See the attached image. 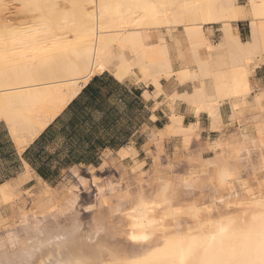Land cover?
I'll list each match as a JSON object with an SVG mask.
<instances>
[{
  "label": "bare ground",
  "instance_id": "6f19581e",
  "mask_svg": "<svg viewBox=\"0 0 264 264\" xmlns=\"http://www.w3.org/2000/svg\"><path fill=\"white\" fill-rule=\"evenodd\" d=\"M21 1L26 8L33 7L27 10L38 14L31 24L19 23V18H13L12 12L9 17L0 16V40L4 41L0 47L4 54L0 61V122L7 125L21 151L30 147L61 115L89 79L107 70H114L120 80L133 76L136 81L138 77L146 84H154L157 91H161L160 80L172 74L180 82L186 78L197 80L193 93L183 99L197 115L206 113L211 119L212 130L219 134L202 142L198 123L184 126L182 117L173 115L170 125L152 133L145 146L144 160L135 158L134 147H126L120 153V160L133 158L136 162L134 173L137 172L141 181L148 176L149 185L158 199L141 191L144 186L134 193L126 173L127 165L123 164L124 176L117 185L110 183L98 188L99 213L106 208L112 216H108L111 227L99 234L97 228L104 215L97 214L87 228L74 221L68 227L57 225L59 218L75 214L77 192L68 191L63 195L58 188L37 176L38 182L29 198L34 207L27 216L25 205L14 194L15 184L22 179L18 177L5 182L0 186V201L8 213L4 222L17 227L19 236L0 243V264H74L75 261L112 264L116 259L134 264L149 252L164 248L166 239L186 236L189 232L197 243L187 264H195L197 260L240 258L254 250L259 244L260 230L258 223L254 225L253 216L262 211L257 203L264 199V189L239 177V169H242L239 162L252 148L264 152V91L256 93L253 99L248 98L252 89L248 76L253 68L264 63V0H247L242 5L237 3L238 0H210L211 9L203 7L199 11L153 7L192 0H66L70 4L58 0ZM202 2L206 5L209 0ZM5 6L0 0V7ZM26 13L33 20L34 16L29 15V11ZM243 19H249L251 23L252 40L248 43H242L234 34L233 23ZM216 24L222 26L225 34L219 45L210 44L202 32L204 27ZM179 27L183 28L192 45L196 62L193 63L198 65L199 74L189 71L188 67L173 71L170 43L179 42ZM162 29L167 31V38L154 35ZM154 39L157 41L153 42ZM223 47L229 51L227 62L219 55ZM201 49L207 51L205 57L199 56ZM225 100H229L233 108L230 122L235 129L232 131L225 128L228 125H223L219 113ZM178 137L181 139L174 146L173 157L165 144ZM191 137L200 152L212 155L204 160L195 175L184 180L197 181L195 185L201 183L202 192L198 194L209 192L211 199L218 195V203L223 207L240 209L211 215L204 208L200 195L181 197L186 189L178 185L184 180L177 184L170 174L157 168L155 163L160 158L172 167L179 158L180 148ZM259 164L249 171L253 175L255 172V176L259 172V176L264 177V159ZM148 165L150 172L147 175L142 169ZM26 172L28 178L31 172ZM153 204H163V207H145ZM177 205L185 210L200 209L198 217L193 218L190 214L176 217L180 221L178 228L169 218L163 224L168 231L160 230L159 224L132 227L142 217H146L145 224L148 220L158 221L166 210ZM224 217H230L231 223L225 219L227 232L217 235L214 222ZM206 218H211L213 224H208ZM201 222L205 226L198 230ZM131 234L148 239L133 242L129 239ZM212 236H216L214 241ZM201 244L211 245L206 256ZM151 264H170V258L161 254Z\"/></svg>",
  "mask_w": 264,
  "mask_h": 264
},
{
  "label": "crops",
  "instance_id": "0c3cea01",
  "mask_svg": "<svg viewBox=\"0 0 264 264\" xmlns=\"http://www.w3.org/2000/svg\"><path fill=\"white\" fill-rule=\"evenodd\" d=\"M233 29L234 34H236L237 38L242 43H248L252 40V29L249 19H243L239 22L233 23ZM202 32L207 41L213 45H219L218 43H222V38L225 36L220 24L206 26V28H203ZM177 39L180 43H170V46L172 47V49L170 47V55L173 64V71L179 72L188 67L189 71L199 74V68L198 65L195 64L196 62L191 50L192 45L186 33L183 30L179 31ZM224 49L225 47L221 49L222 52L219 51V55L221 60L227 62L229 60V51ZM206 55L207 51L205 49L199 50V56L205 57ZM248 67H250V65ZM111 72L110 70H107L99 75L93 76L84 84L80 93L73 100H76L81 95L82 91L95 77L102 79L96 85V89L100 91L101 96H98L94 100V105L89 104V109H86L90 115H87L84 111V115L75 114V121L85 120V123L82 124L83 126L79 125L80 130L77 132H79V135L89 134L95 139L99 136L107 140L116 137V139L112 141L113 144H115V147H106L105 149L97 148L96 151H98V153L93 154L94 157H91L92 160L90 162L74 163L63 167L61 162L64 160L67 153V151L64 150L66 142L64 136L61 137L60 145H57L55 148L53 147L55 144L49 136H47L45 141L40 145L35 146L38 138L30 147L21 151L18 149L13 137H11L9 129H5L0 125V159L7 158L9 161L0 167V186L5 182L18 177L21 179L24 178L27 173L26 170L31 172V179L23 186H30L34 182H38L37 176L48 184L54 186L67 174L73 176L77 174L80 175L84 170H99V167L110 165L120 168L125 164L124 160H120V153L128 146H132L136 149L137 155L135 158L137 160H144L146 158L145 146L148 145L152 133L162 131L170 125L171 117L173 115L181 116L183 119L182 124L184 126L195 125L198 123L201 140L215 138L219 134L218 131L212 130L211 119L206 113H200L197 115L189 103L183 99L185 95L193 93L194 84L197 80L190 79L185 82H180L175 75H172L169 78L164 77L160 80L161 91L158 92L155 85L146 84L138 77H136V81L133 76L120 80L114 75V70H111ZM250 74L248 76V82L250 86L252 85V89L250 93L251 97L249 96L248 98L253 99L256 93L264 91V63H260L253 68ZM65 110L61 115L64 114ZM219 113L223 125H228L225 128L227 130H234L235 127L234 125L232 126L230 122L233 108L229 100L223 102L220 106ZM61 115H59V117ZM172 141L165 144L166 150L171 149V152L177 144L176 140ZM1 144H4L3 147ZM59 150H63L64 152L49 159L50 156H54ZM26 153V158L28 160L25 158ZM37 154H39L38 158H36ZM29 159L34 160L37 167H43L42 169L46 180L41 177L37 170L29 163ZM128 160L132 161V158L126 159V161ZM4 172L7 174L5 173V176L1 177V174Z\"/></svg>",
  "mask_w": 264,
  "mask_h": 264
},
{
  "label": "rangeland",
  "instance_id": "374dc122",
  "mask_svg": "<svg viewBox=\"0 0 264 264\" xmlns=\"http://www.w3.org/2000/svg\"><path fill=\"white\" fill-rule=\"evenodd\" d=\"M2 1L6 6L0 7V16L9 17V14L12 12V14L14 15V16L12 15L13 18H19V21H18L19 23H29V24H31L32 21H35L36 17H38V14H36V12L29 10V9H32L33 7L32 6L27 7V8H29L27 10V8L24 6V4L21 0H2ZM58 1L63 3L66 0H64V1L58 0ZM246 2H247V0H238L237 1V3L240 5L246 4ZM65 3L70 4L69 1H66ZM14 11H16L17 14H15ZM26 11L27 12L29 11V15L31 14V16H34L33 20L30 16L28 17V15H26V14H28V13H26ZM24 13H25V15H24ZM35 15H36V17H35ZM178 30H183V28L179 27ZM166 32L167 31L165 29H162V31H158V33L156 32V33H154V35L161 34L167 38L168 33H166ZM156 41H157V39L153 40V42H156ZM172 75H174V74H172ZM187 80H190V79L186 78L183 82H185ZM158 92H160V90ZM262 102H263L262 103V106H263L264 101H262ZM0 125L3 128L8 129V127L5 123L2 122V123H0ZM180 139H181V137H178L176 139V142H179ZM60 140H61V138H59L57 140V142L54 143L55 144L53 146L54 148L57 147V145H60ZM204 141L205 140H203L202 142H204ZM18 149H19V146H18ZM256 149L252 148L251 151H249V153L245 154L242 157L241 162H243L245 158L246 159L243 163L239 162L240 166L242 164V166L240 167L242 169L238 168L239 172L241 173V174L239 173V175H240L239 177H241V179L247 183L250 182V184H253L255 187H259V188L261 187L264 189V177L259 176V174H260L259 172H257V174H256L257 176H255V172L253 175V173L251 171H249V170H255L257 167H259L258 166V165H260L259 163L264 159V152L261 150L258 152L257 150H259V149H257V150ZM167 151L170 152V154L172 153L173 157L175 156L173 151L171 152V149H168ZM255 152H257V153H255ZM248 154L249 155L251 154V155L249 156ZM211 155L212 154H210L208 152H200L198 150V147H197L194 139L191 137V138H188L186 140L184 146L180 148L179 153H178L179 158L174 161L172 167H170L168 165L167 161L162 159V158L156 160V163L155 162L154 163L158 169H160L164 173L170 174L171 177L174 179V181L177 184H179L184 179H187V178L195 175L194 172L196 170L198 171L202 167L204 160L209 158ZM128 158H131V157H128ZM247 158L248 159L250 158L249 159L250 161L252 159L251 163L249 160L247 161ZM124 163L127 165L126 173L128 174V177L130 178L129 184H130L131 190H133V192L136 193L139 189L142 188V186H144L145 188H143L141 191H143L147 195H154L156 197L155 190L152 189V186L149 185L148 176L145 178V181H141L140 178L138 177V175L136 174L137 172L134 173V168L136 167V162L133 160V158H132V161L131 160L126 161V159H125ZM251 167H254V168L250 169ZM143 170L148 175V173L150 172V165H148L146 167V169H142V171ZM5 173L6 172L2 173L1 177H4ZM123 176H124L123 167L119 168V167H116L114 165L102 166V167H99V170L87 169V170L82 171L80 175H75V176L67 174L61 181H59V183H57L53 187L58 188L60 191H62L63 195H65V193H67L68 191L77 192L79 195L78 201H77V206H76L77 208L75 210L76 211L75 214L68 216L69 214H71V213H69V214H67L68 217L64 216L65 218L64 217H61L62 219L59 218L57 225H60L59 227H63V226L68 227V226H70L71 222L74 221V224L76 223V225H81V226H83V228H87V227H90L92 225V223L94 222L93 220H95L94 218L96 217L97 214H98V216L104 215V216H107V217L109 216L112 218V216H110V214H109L108 209H106V208H104L105 210L103 211V213H102V211H100L101 213H99L100 209H99L98 204H100V202L98 199V195H99L98 194V188H99V186L108 185L110 183L117 185ZM254 176L257 179H254L255 178ZM80 177H83L84 183L80 182ZM30 179H31V176H28V178H27V176L22 178V180H20L19 183L15 184V190H14V194H16V199H18V200L20 199V201H22L23 204L25 205L26 211L24 210V212H26L27 216H29L31 214V209H33V207H34L33 203L30 202L31 200L29 201V198L31 197V195L33 193V189L35 188V186L37 184V182H34L32 185H30L32 187L23 186ZM201 185H202L201 183H198L197 185H195V189H194V191H196L195 198L199 195H200V197L203 198L204 208H207V211L211 215H216L219 212L232 211V210L240 209V207H233V206L230 208L223 207L221 205V203H218V200H217L219 198L218 195H213L212 199H211L209 192L203 191V194H198V193L202 192V186ZM1 192H2V190H0V193ZM156 199H158V198L156 197ZM7 217H8V213L6 210V206H5V204H2L0 201V243H2L4 241H10L13 239V237L15 238V236L16 237L19 236L18 235L19 233L16 234L17 229H18L17 227H12L9 225V223H8V225H7V223L5 224L4 220ZM74 217H75V219L77 218L76 221H75ZM60 219H61V221H59ZM118 220L121 221V219H117L116 221H118ZM50 222H52V220ZM52 225H53V222H52ZM9 235H11V236H9ZM3 239H5V240H3Z\"/></svg>",
  "mask_w": 264,
  "mask_h": 264
},
{
  "label": "snow or ice",
  "instance_id": "6c2138e0",
  "mask_svg": "<svg viewBox=\"0 0 264 264\" xmlns=\"http://www.w3.org/2000/svg\"><path fill=\"white\" fill-rule=\"evenodd\" d=\"M180 7L183 9H191L194 11H199L203 7H207L211 9L212 4L209 2L205 5L202 0H192V2H185L179 5H154L153 7ZM116 7H120V5H116ZM14 43V41H13ZM4 41L0 40V47H3ZM14 54V53H12ZM4 59V54L0 52V61ZM9 161L7 158L0 159V167L4 164L8 163ZM79 175V174H77ZM223 179V177H222ZM80 182L84 183L83 177H80ZM197 181L194 180H184L182 185H178V187H183L186 190L181 193L182 198H189L195 196V184ZM167 191V188H165ZM175 195V194H174ZM222 202V201H221ZM71 206V205H69ZM257 206L262 209L261 213L258 216H253L254 225L258 223L259 230H260V240L259 244L256 248L250 252H246L240 258L228 257L216 260H197L195 264H264V199L257 203ZM145 207H163V204H153V205H145ZM200 209L198 208H190V209H183L179 205L173 208H169L166 210L160 220H148L147 224L143 221L146 217H142L140 221L133 224V228H145L150 227L154 224H159L161 226L160 230L168 231V229L163 228L164 221L172 218L175 222L176 227L178 228L180 225V221L176 219V217L180 215L190 214L193 218L198 217ZM208 224H213L211 218H206ZM225 219L231 223L230 217H224L218 221L214 222V227L217 231V235H223L227 232V227L225 226ZM205 226L203 222L200 223L198 230L202 229ZM111 227L110 220L107 216L101 217L99 221V227L97 228V234L99 232L104 231ZM119 227V225H117ZM129 239L133 242L137 241H146L148 239L147 236H137L136 234H131ZM216 236H212L211 240H215ZM187 241V243H186ZM197 241L196 238L191 236L189 232L186 236H177L174 239H166L165 246L162 249H157L155 252H149L147 255L144 256L143 260L136 261L134 264H151L153 260H156L160 257L161 254L164 255L165 258H170V264H187L189 257L193 255V248L196 245ZM211 245L210 244H201L200 247L203 249V253L206 256L208 253V249ZM74 264H88L87 261H75ZM112 264H125L124 261L116 259L112 262Z\"/></svg>",
  "mask_w": 264,
  "mask_h": 264
},
{
  "label": "trees",
  "instance_id": "16d2710c",
  "mask_svg": "<svg viewBox=\"0 0 264 264\" xmlns=\"http://www.w3.org/2000/svg\"><path fill=\"white\" fill-rule=\"evenodd\" d=\"M101 80V78L95 77L92 82L82 91L81 95L76 100L72 101V103L65 110L64 114L58 117L56 121L46 129V131L39 137V139L35 143V146L40 145L43 141H45L47 136H49L52 142L55 143L59 138L64 136V138L66 139L64 150H66L67 153L64 160L61 162L63 167L69 166L74 163L90 162L94 157L93 154L98 153V151H96L97 148L105 149L106 147H115V144H113L112 141L115 140L116 137H112L110 140H107L99 136L95 139L89 134L79 135V132H77L80 130L79 127L83 126L82 124L85 123V120L75 121V114L84 115V111V113L90 115L88 111H86V109L88 110L89 104H93L94 100L98 96H101L100 91L96 89V85ZM3 145L4 144H1L2 147ZM63 152V150H59L55 153L54 156H50L49 159L54 158L55 156L60 155ZM26 155L27 153L25 154V158ZM38 155L39 154H37L36 158H38ZM29 163L37 170L38 174L46 180L42 169L43 167H37L36 162L32 159H29Z\"/></svg>",
  "mask_w": 264,
  "mask_h": 264
}]
</instances>
